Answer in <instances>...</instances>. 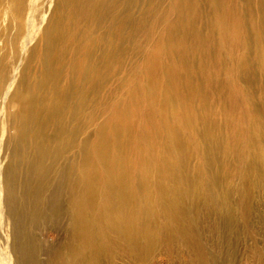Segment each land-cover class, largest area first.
<instances>
[{
	"label": "bare ground",
	"instance_id": "bare-ground-1",
	"mask_svg": "<svg viewBox=\"0 0 264 264\" xmlns=\"http://www.w3.org/2000/svg\"><path fill=\"white\" fill-rule=\"evenodd\" d=\"M256 200L264 0H0V264H261Z\"/></svg>",
	"mask_w": 264,
	"mask_h": 264
},
{
	"label": "rangeland",
	"instance_id": "rangeland-1",
	"mask_svg": "<svg viewBox=\"0 0 264 264\" xmlns=\"http://www.w3.org/2000/svg\"><path fill=\"white\" fill-rule=\"evenodd\" d=\"M256 203H257L256 206L263 210V218H261L260 220L263 223V227H264V200L261 201V202L256 200ZM252 220H253L252 222L254 223V226H255L254 230L256 231V234H257V238L252 243L253 244L254 243H258L259 244L258 256L261 257V259H263V263H261V264H264V228L263 227L261 229L258 228L259 227V223L257 222L256 218H253ZM243 234H244L245 237L247 236V235H245V233H243ZM244 236L241 237V235H240L241 239H243ZM236 241H240V238H237ZM247 258H251V257H249L248 253L244 254L242 247L239 245V248H238V251H237V254H236L237 261L238 262L240 261V262L243 263ZM250 264H255V263H251V260H250Z\"/></svg>",
	"mask_w": 264,
	"mask_h": 264
}]
</instances>
